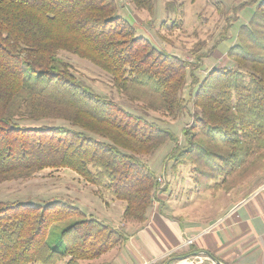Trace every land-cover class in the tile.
Listing matches in <instances>:
<instances>
[{"label":"trees","instance_id":"1","mask_svg":"<svg viewBox=\"0 0 264 264\" xmlns=\"http://www.w3.org/2000/svg\"><path fill=\"white\" fill-rule=\"evenodd\" d=\"M129 1L148 12L155 4ZM245 8L251 15L226 50L231 65L214 66L202 78L195 74L230 38L236 18H226L204 52L192 50L186 99L181 92L190 62L137 35L117 12V0H0V183L68 168L124 202L125 222L142 224L160 185L143 156L166 143L173 144L172 171L187 162L193 167L195 192L212 193L221 183L233 188L245 166L263 169L264 0H246L234 12ZM59 51L89 60L126 98L172 119L189 114L190 103L184 145L169 128L77 79ZM125 239L122 230L67 202L0 200V264H60L65 258L64 264H93Z\"/></svg>","mask_w":264,"mask_h":264},{"label":"rangeland","instance_id":"2","mask_svg":"<svg viewBox=\"0 0 264 264\" xmlns=\"http://www.w3.org/2000/svg\"><path fill=\"white\" fill-rule=\"evenodd\" d=\"M246 0H155L154 8L151 12L145 9H138L129 0H117L118 13L122 15L134 27L136 34L141 35L158 49L178 54V56L188 60L190 66L186 86L181 95L188 98L191 77L189 72L195 62L192 50L198 49V53L204 52L219 37V33L226 25V18H236L237 21L228 29L226 35L230 38L221 41L218 44L217 51L212 53V57L204 58L202 67L195 72L198 78H202L206 71L214 66H229L230 59L226 56V50L231 45L232 38H236V30L242 23H246L251 15V9L245 8L237 12L238 8ZM204 43V46L202 45ZM219 51V52H218ZM58 56L70 64L73 75L90 86L95 92L108 97L130 112L144 114L149 120L156 121L159 125L169 128L171 132L180 137V147L184 145L181 136V129L186 123L190 122V113L193 111L189 103V114L180 119H172L160 111L148 108L141 101L129 100L113 84L112 77L106 71L100 69L89 60L80 58L67 51H59ZM189 99V98H188ZM172 143H166L160 146L153 154L144 155L143 159L148 161L150 167L155 173L162 171L163 166L167 164L168 170L172 171V164L176 162L175 156H171L170 151ZM167 158V160H166ZM256 166H245L235 173L233 184L235 200L243 195L241 190L245 184L250 186L258 179V174L264 172V168L254 170ZM176 170H181L183 185H181L180 171L169 178L170 189L176 196V203L179 208L188 209L202 202L201 206L206 209L211 204L222 201L224 193L231 188L225 189V183H219L220 187L212 193L209 190L201 192L199 196H192L185 193V187H192V180L195 171L187 162L185 165H179ZM157 171V172H156ZM164 171V170H163ZM257 171V172H256ZM164 173V172H163ZM76 173L68 168H46L37 172L33 177L26 180H3L0 183V200H20L35 203H45L48 201H62L76 206L87 207L86 211L92 208V202H100V198H109V193L98 189L93 185L86 184ZM189 175V176H186ZM249 179H247V177ZM245 183L238 185L243 177ZM162 178V177H161ZM191 178V179H190ZM163 182L159 181V184ZM189 182V183H188ZM194 183V182H193ZM160 186V185H159ZM184 196L182 197L181 193ZM99 198V199H98ZM92 199L91 202L89 200ZM76 200V201H74ZM91 203V204H89ZM213 206V205H212ZM200 207V206H199ZM163 211H169L168 205H162ZM209 210V209H206ZM210 212V211H209ZM90 213V212H88ZM93 214V212H91ZM204 214L207 212H203ZM86 214V213H85ZM91 214V215H92ZM94 215V214H93ZM88 216V215H86ZM66 260V258L64 259ZM64 260L59 262L64 264ZM83 262V261H82Z\"/></svg>","mask_w":264,"mask_h":264},{"label":"crops","instance_id":"3","mask_svg":"<svg viewBox=\"0 0 264 264\" xmlns=\"http://www.w3.org/2000/svg\"><path fill=\"white\" fill-rule=\"evenodd\" d=\"M167 167L165 164L162 171L155 173L163 182L160 183L155 200L152 201L146 220L142 224L125 222L122 219L125 203L116 201L110 194L109 198L104 200L100 198L98 203H89L92 205L89 211H86L87 207H84V211L82 205L78 206L86 215L120 229L126 235L124 242L90 262L264 264V172L258 174V179L251 186L250 184L242 186L243 195L240 199L235 200V192L231 188L224 193L219 206L216 202L206 207L209 209L206 210L200 202L195 204L192 210L191 208L184 210L182 209L184 205L179 208L175 202L176 196L170 189L168 178L172 173L180 171L179 177L183 185L182 172L179 169L170 171ZM194 185L185 187V193L190 195L189 198L201 194L192 191ZM181 196H184V191ZM91 201L92 199L89 200ZM162 205H168L169 211H163ZM204 211L207 213L204 214Z\"/></svg>","mask_w":264,"mask_h":264},{"label":"built area","instance_id":"4","mask_svg":"<svg viewBox=\"0 0 264 264\" xmlns=\"http://www.w3.org/2000/svg\"><path fill=\"white\" fill-rule=\"evenodd\" d=\"M159 181H160V179H159ZM188 242H191V240H188Z\"/></svg>","mask_w":264,"mask_h":264}]
</instances>
